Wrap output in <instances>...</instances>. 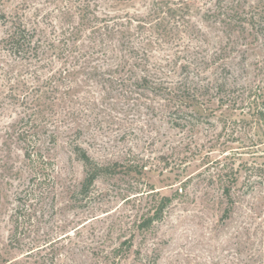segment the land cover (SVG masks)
I'll list each match as a JSON object with an SVG mask.
<instances>
[{
	"label": "rangeland",
	"instance_id": "374dc122",
	"mask_svg": "<svg viewBox=\"0 0 264 264\" xmlns=\"http://www.w3.org/2000/svg\"><path fill=\"white\" fill-rule=\"evenodd\" d=\"M152 3L0 0V15L36 29L42 45H67L45 57L48 71L74 72L55 81L56 107L37 136L34 124L11 128L29 112L0 109V264H104L125 240L131 248L118 264H264V42L241 21L264 13L263 0H195L183 28L150 45L133 25L130 54L112 55L117 43L92 35L111 16H145ZM219 11L237 13L232 26ZM161 87L193 112L184 128L169 124ZM254 97L260 107L248 106ZM74 146L115 171L83 200ZM162 197L171 198L163 219L138 231ZM42 239L52 245L27 259Z\"/></svg>",
	"mask_w": 264,
	"mask_h": 264
},
{
	"label": "trees",
	"instance_id": "16d2710c",
	"mask_svg": "<svg viewBox=\"0 0 264 264\" xmlns=\"http://www.w3.org/2000/svg\"><path fill=\"white\" fill-rule=\"evenodd\" d=\"M194 4L195 0H153L152 7L149 13L145 16L129 14H125L123 17L111 16L110 20H104L103 26L95 25L91 27L92 35L96 36L94 33H99L101 37L105 36L109 39L110 43L111 41L117 43L113 46H109V52L112 55L115 54L116 49H125L130 54L131 49L128 50L126 40L131 36L130 29L133 25H135V29H137L136 31H139L146 36L147 45H150L149 39L159 40V38H171L172 34L175 32L173 31V26H182L183 28L184 23H187L185 15L190 14L191 8ZM83 6V9L79 11V16H81V21L83 23L85 22V24H88L90 19L85 12L88 5L85 3ZM217 9L219 8L217 7ZM205 12V17L207 15L212 17L215 13L209 9ZM222 12L223 11H219L216 13L217 16L223 18L221 22H223L225 26H232L234 16L237 15V13L233 12L232 15L225 13V15L228 16L224 17V13ZM178 13L179 15L181 14V16H178ZM0 19H4L2 24L6 27L5 36L0 40V51L2 52V58H0V86H2V89L0 90V109L3 107V110L11 111L12 109L20 108L22 112H27L26 114L29 112L27 119H19L14 122V125H12L11 128L16 129L18 125L24 127L27 123H30L32 126L34 124L35 131H33V136H37V126L42 121H40V117L44 114L45 110L56 107L57 99H55L54 95H56L57 92L55 90L57 89L56 87H53L55 81L61 83L59 82V79L64 75H74V72L68 70L66 67L62 68L61 72L53 71V68L48 71V69L43 66V60L50 54L58 52L63 54L67 45H53L50 41L47 42L49 45H42V40L37 37L36 29L28 28V26L19 19L8 20L4 15H0ZM238 20H240L239 17ZM241 21L250 26L251 30H253L256 35L259 33L260 35L262 34L264 42V13L257 17H250L248 20L245 19ZM99 22L100 21H98V23ZM241 24L242 23H240V26ZM76 30L78 31V29ZM101 31H103V33H101ZM72 35H76V31L75 33H72ZM116 45L118 47H116ZM73 47H75V45H73ZM75 49L76 47L74 50ZM72 53L73 50L68 49V54ZM133 54H135V52H133ZM4 59L10 60L11 65H7L3 61ZM46 71L49 73L48 75H41ZM145 80L146 79L144 78L142 82H146ZM121 82L123 83L124 81ZM159 91L165 92V97H163V99L167 103L166 106L170 107L168 111L169 124L172 127L184 128L188 121L187 117H193V112L188 111V106L182 101V99H180L182 97H178V95L175 97V94H173L170 89L167 90L161 87L159 88ZM253 100L254 102L252 101V103H248L249 107L252 105L260 107L262 105V103L257 102L256 97H254ZM6 101L8 102L6 103ZM257 114L260 117H264L263 109L258 110ZM72 115L73 113L70 112V117ZM201 117L202 116L200 115L195 116L198 122L201 121ZM25 134H27V132L19 134V137L24 136ZM72 153L74 154L75 159L81 164L83 170V180L80 184L79 191L76 193L81 196L83 200L92 192L95 183L99 178L115 174V171L112 167L102 166L91 159L82 147L74 146L72 148ZM257 168L259 167H256L253 170L256 171L258 170ZM258 171H260V169ZM223 195L228 202L231 203L230 187H226L223 190ZM170 202L171 198L162 197L156 202V205H154L152 215L141 218L136 229L138 231H147L152 225L160 222L163 219L165 209ZM42 241L44 242L42 246L41 244L38 246H32L29 251L31 253L26 256L27 259H33L31 255L33 252H42V250L52 245L49 241H46V239H42ZM46 244L49 245L45 246ZM130 248V241H123L116 249L104 252L103 263L118 264L119 262L126 260ZM34 262L36 261L34 260Z\"/></svg>",
	"mask_w": 264,
	"mask_h": 264
}]
</instances>
